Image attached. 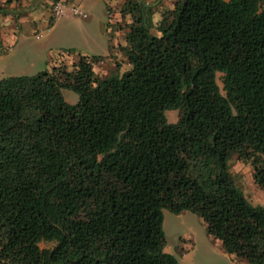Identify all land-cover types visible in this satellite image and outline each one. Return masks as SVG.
<instances>
[{
    "label": "trees",
    "instance_id": "1",
    "mask_svg": "<svg viewBox=\"0 0 264 264\" xmlns=\"http://www.w3.org/2000/svg\"><path fill=\"white\" fill-rule=\"evenodd\" d=\"M120 11V75L79 54L69 69L0 78V264H178L162 250L163 209L264 264V208L225 171L232 155L249 162L264 192V0H175L157 34L150 4Z\"/></svg>",
    "mask_w": 264,
    "mask_h": 264
},
{
    "label": "rangeland",
    "instance_id": "2",
    "mask_svg": "<svg viewBox=\"0 0 264 264\" xmlns=\"http://www.w3.org/2000/svg\"><path fill=\"white\" fill-rule=\"evenodd\" d=\"M3 1L0 0V3ZM55 1L45 0L34 5L32 0H7L8 4L13 3L9 7L6 5V11L12 15L8 19L16 31V42L12 44V41L5 40L7 34H4L0 25V41L4 42H0V54H3L0 55V78L33 74L57 65L69 69L79 54L102 57L99 62L92 64V69L99 77L120 75L129 69L119 49L124 44L130 21V14L120 11L126 0H75L87 14L86 18L52 15L50 7ZM133 1L141 5L150 4L153 8L150 31L157 34L154 24L160 13L171 7L175 0ZM1 47L5 51H1ZM216 81L220 85L217 78ZM61 93L69 103L76 101L75 93L66 89ZM164 117L167 122L173 123L176 121V111L166 110ZM225 171L232 185L249 205L264 208V192L253 183L249 162L232 155L226 160ZM161 228L165 239L162 250L172 254L178 264H246L223 252L219 240L206 233L204 223L194 213L185 210L173 214L163 209ZM52 245L53 242L38 243L40 248Z\"/></svg>",
    "mask_w": 264,
    "mask_h": 264
},
{
    "label": "built area",
    "instance_id": "3",
    "mask_svg": "<svg viewBox=\"0 0 264 264\" xmlns=\"http://www.w3.org/2000/svg\"><path fill=\"white\" fill-rule=\"evenodd\" d=\"M50 12L56 17L68 15L86 18L87 16V14L81 10L80 6L75 2V0H71L70 2H67L66 0H57L51 4Z\"/></svg>",
    "mask_w": 264,
    "mask_h": 264
},
{
    "label": "crops",
    "instance_id": "4",
    "mask_svg": "<svg viewBox=\"0 0 264 264\" xmlns=\"http://www.w3.org/2000/svg\"><path fill=\"white\" fill-rule=\"evenodd\" d=\"M29 1H31V0H29ZM43 1H45V0H32V2H33V4L35 5V4H37V2H43ZM8 4V3H7ZM11 5H13V3L11 2L10 4H8L7 6L9 7V6H11ZM6 7V6H5ZM1 15V14H0ZM4 17V18H3ZM10 16L9 15H4V16H2L1 17V20H2V24H0V25H2L1 26V29H3V32H4V34H7L6 35V41H12V44L14 43L15 44V42H16V36H15V30H14V27H13V25L12 24H10L9 23V18ZM45 25H46V22H45ZM49 27V26H48ZM36 28V27H35ZM18 31V30H17ZM5 36V35H4ZM1 42V41H0ZM2 44H4V42L2 41L1 42ZM92 55V54H91Z\"/></svg>",
    "mask_w": 264,
    "mask_h": 264
}]
</instances>
